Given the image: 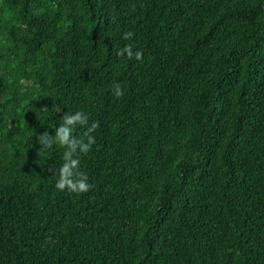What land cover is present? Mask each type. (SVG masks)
I'll list each match as a JSON object with an SVG mask.
<instances>
[{
    "label": "trees",
    "instance_id": "obj_1",
    "mask_svg": "<svg viewBox=\"0 0 264 264\" xmlns=\"http://www.w3.org/2000/svg\"><path fill=\"white\" fill-rule=\"evenodd\" d=\"M0 264H264V0H0Z\"/></svg>",
    "mask_w": 264,
    "mask_h": 264
},
{
    "label": "clouds",
    "instance_id": "obj_2",
    "mask_svg": "<svg viewBox=\"0 0 264 264\" xmlns=\"http://www.w3.org/2000/svg\"><path fill=\"white\" fill-rule=\"evenodd\" d=\"M133 36L131 31L125 32L123 39L130 40ZM127 54L129 60L135 58L136 60H142V52L137 50L133 52V46L131 44L125 45L117 51L118 56H124ZM114 95L116 97H122L124 92L119 84L115 85ZM88 124V117L81 111H76L72 114H66L63 116L62 125L56 130V136L47 137L46 147L50 148L54 143L65 148L63 153L64 163L59 168L58 180L55 187L59 190L68 189L73 193H84L89 191L91 185L87 182L88 176L79 169V159L76 158L77 152L87 153L91 146L95 143L94 137L91 133L97 128V124L93 123L91 127H88L84 132L82 138H78L73 135L74 129L77 125L84 126ZM47 136V134H45Z\"/></svg>",
    "mask_w": 264,
    "mask_h": 264
}]
</instances>
